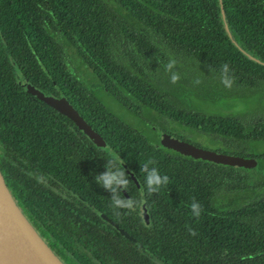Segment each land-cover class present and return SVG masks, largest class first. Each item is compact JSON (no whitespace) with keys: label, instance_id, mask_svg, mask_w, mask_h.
<instances>
[{"label":"trees","instance_id":"trees-1","mask_svg":"<svg viewBox=\"0 0 264 264\" xmlns=\"http://www.w3.org/2000/svg\"><path fill=\"white\" fill-rule=\"evenodd\" d=\"M222 3L235 41L264 62V0ZM12 27L16 35L26 29L31 41L38 31L41 86L53 88L55 81L61 94L63 46H69L70 102L106 142L104 150L96 148L43 102L36 114L16 104L8 122L0 123V171L50 249L57 248L67 264H264V152L248 155L257 160L253 169L183 156L119 120L97 95L104 90L135 115H171L178 124L192 125L229 145L239 142L243 149L264 141V118L251 128L238 111L204 117L172 107L175 100L179 108L186 105L175 89L188 82L195 91L201 88L196 96L218 103L211 93L217 84L212 78L222 81L225 63L232 85L253 88L254 97L259 86L264 89V66L232 44L218 0H0V32ZM170 61L175 64L167 70ZM204 68L211 74L208 80L195 72ZM78 72L92 80L86 83ZM173 73L179 76L175 83L168 77L159 80ZM220 92L229 101L246 97L235 91L230 95L225 86ZM113 157H119L129 181L121 197L127 200L126 192L137 208L140 193L130 173L144 190L148 226L131 208L113 206V192L97 182ZM145 164L169 178L156 192L148 191L147 173L141 170ZM193 198L201 205L198 217L191 208ZM95 210L143 248L124 239Z\"/></svg>","mask_w":264,"mask_h":264},{"label":"flooded vegetation","instance_id":"flooded-vegetation-1","mask_svg":"<svg viewBox=\"0 0 264 264\" xmlns=\"http://www.w3.org/2000/svg\"><path fill=\"white\" fill-rule=\"evenodd\" d=\"M15 32H16V30H14V27H12L10 29L7 28L5 30V34L0 32V123H1V125L6 124L9 120V118L12 117L14 106L16 104L21 105L24 108V110H28V108L31 107L33 109V112H34L33 114H36V111L40 105V102H43L44 104H46L45 101H43L39 98V96H37L35 94L33 95L32 93L28 92L27 87H29L31 89H35V91L37 93L43 94L44 96H46V98H49V97L52 98L53 97V98L63 99L66 103H68L73 108V106L70 102V94H69V77H70V73L72 70V68H71V55H70L69 46L66 45V43L63 46V60H64V71H65V90H64V93L61 94L60 89L58 88V85L55 81H52V87L53 88H51L47 84L41 86V83H40V57H39V50H38V31L36 29L33 31L32 41L30 40L26 29L23 28L21 30L22 34L20 32L19 35H16ZM23 32H25V33H23ZM59 46H61V44H59ZM25 85H27V86H25ZM216 85H218L220 87V89L222 86H225V84L222 85V84H218V83ZM216 85H214V87H216ZM192 88H193V86H192ZM192 88H187V96L185 97L183 94L184 89L181 86H179V87L177 86V89H175L176 96L179 99H184L187 106L184 105V106H180V108H179V107H177L178 102H176V100H175V103L172 104V107L174 108L173 110L176 111L178 109L179 110L183 109L185 111H189V112L191 111L192 113L197 112V114L203 115L204 117H207V115H211V113L210 114L209 113H207V114L206 113H200L192 107L191 102H190V95L192 93L195 95H196V93H198V91H195ZM225 88L227 89L226 86H225ZM47 89L49 91H46ZM52 89H54V90H52ZM220 89L217 92L216 91L213 92V94H215L216 99L218 96L222 95L220 92ZM259 89H260V91H258V92H259V94H261L264 89L261 86H259ZM229 91H231L230 95H233L232 91H235V92L239 93L241 97L250 96L251 93H254L253 88L236 87L235 84H233V85L231 84V86L229 87ZM259 94H258V96H259ZM170 99L171 100L173 99L172 94L170 95ZM53 110L55 112H57L55 109H53ZM222 110H223V112H220V111L212 112V114H225V113L229 114V112L226 109H222ZM75 111L78 113L77 110H75ZM57 113L59 115L64 116L63 114H61L59 112H57ZM245 113L238 114V118L245 123L246 127L249 125V127L253 128L260 119L264 118V109H262V110L250 109L249 111H246ZM64 117L67 120V128L70 129L72 126H71V124H69V122H72V121L68 117H66V116H64ZM159 117H160V121L159 120L156 121V120H154V118H151V121H153L152 122L153 125H155L156 123L158 125V122L161 124V122H162L161 120L163 118L169 117L170 120H166V121L169 125H171L170 127L173 128V129H170L171 131H173V133H177V131H178L177 127L191 128L194 131H196L197 134L204 135V136H207L209 138L215 139V143L218 142L220 145L224 144L223 146H226V147L232 146L233 148L236 149V151L238 153L244 152L246 154H258V153L252 152V150L249 149V147H251L252 145H245L244 149L241 146L242 144H240L239 142H235V143L231 142V144L229 145L227 143V140L217 139L216 137L211 136V133H204L203 131L198 130L197 128H195L192 125H189L187 123L178 124L172 118L171 115L160 114ZM159 117L156 116V118H159ZM82 119H83V117H82ZM83 120L86 122L85 119H83ZM173 120L175 121L174 123L176 124V127L171 124L172 122H170ZM163 121H164V119H163ZM74 126L77 128V126L75 124H74ZM174 128H176L177 130H174ZM159 131H160V134L158 135V142L157 143L161 147H163L160 143V135L167 133L166 135L169 134L170 137H172V136L166 130L159 129ZM85 136H87V135H85ZM177 139L180 140L179 138H177ZM89 140L91 141V143H93V141L90 138H89ZM184 142H186V141H184ZM94 146L98 149L104 150V148L97 147L95 144H94ZM242 149H243V151H242ZM169 150H171V149H169ZM247 150H250V152L247 153ZM222 154L234 155V154H229L226 152H223ZM235 156L241 157V155H238V154H236ZM186 157H188V156H186ZM243 158L253 159V161L255 162L254 167L245 168V169H253L257 166V160H255L254 158H252V157H243ZM195 160H198V159H195ZM202 161H207V160H202ZM207 162H211V161H207ZM222 165H224V164H222ZM227 166H229V165H227ZM239 168H244V167H239ZM127 174H128V172H127ZM130 174H128V175L131 177V179L134 182L138 192L140 193V201L137 203V208H136V205L134 203L131 210L133 212H137L141 216V218L144 222V225L148 226L150 224V217H149V213H148L147 208H146V201L144 199V190L141 189L140 185L138 184L137 180L134 178L133 174L132 173H130ZM123 193L126 196L127 200L131 199V197H129V195L126 192L123 191ZM142 199H144V201H145L144 209L141 208ZM95 212H97V214L101 217L102 213H100L97 210H95ZM102 215H104V214H102ZM104 216H106V215H104ZM102 220H104V219L102 218ZM114 224H116V223H114ZM113 228L118 232V230L115 227H113ZM119 228H121V227H119ZM123 231H125V230H123ZM127 234L130 235L129 233H127ZM123 238L126 239L125 237H123ZM126 240H128V239H126ZM128 241H130V242L141 247V245L139 243H137V241L134 238H133V241L132 240H128ZM141 248H143V247H141ZM51 249L53 250V253H55V254L57 253L56 255L58 257L60 256L59 258L61 259V261L64 264H67L66 259L63 258L60 254H58L59 251L57 250V248L54 247Z\"/></svg>","mask_w":264,"mask_h":264},{"label":"water","instance_id":"water-1","mask_svg":"<svg viewBox=\"0 0 264 264\" xmlns=\"http://www.w3.org/2000/svg\"><path fill=\"white\" fill-rule=\"evenodd\" d=\"M219 1L221 17L225 32L232 44L250 60L264 66V62L252 57L244 51L233 38L229 29L222 0ZM27 86V85H25ZM27 91L39 98L55 109L57 112L68 117L77 128L87 135L97 147H106V142L98 133L87 124L82 117L63 99L46 98L35 89L27 87ZM160 143L163 147L171 149L181 155L194 159H202L218 164L229 165L235 168H252L255 166L253 159L217 153L193 146L184 141H180L166 134L160 135ZM145 201L142 199L141 208L144 209ZM101 217L128 240L133 238L125 231L114 224L110 219L101 214ZM146 219V218H145ZM0 264H64L49 248L45 241L39 236L35 228L27 220L18 207L10 189L6 185L0 171Z\"/></svg>","mask_w":264,"mask_h":264},{"label":"rangeland","instance_id":"rangeland-1","mask_svg":"<svg viewBox=\"0 0 264 264\" xmlns=\"http://www.w3.org/2000/svg\"><path fill=\"white\" fill-rule=\"evenodd\" d=\"M193 65V62H189ZM72 68V65H71ZM196 73L200 74L203 80H208L207 77L210 76V73H207L208 71L204 69L201 70V72H198V70H195ZM182 77H184V73H181ZM78 75L80 77V79H83L84 81L87 82L86 79H91L92 80V76L87 75V77L82 74L81 72H78ZM197 75H195L196 77ZM171 78V76H167V75H163L159 78V80H164L166 78ZM215 80V82H217L218 84H222L221 79H218L217 77H213L212 80ZM200 83V81H199ZM187 87H183V94L186 97L187 96V88H192V86L194 85L192 82H188ZM226 86V85H225ZM227 89H229L228 86H226ZM194 89V88H192ZM198 89L201 90V88L198 86ZM198 89H196L198 91ZM209 89V88H208ZM220 89V87L218 85H216V87H211V93L213 92H217ZM200 95H202V92L199 93ZM209 94V93H208ZM97 95L101 98L102 104L108 108L110 111H113L117 116V118H119V120H122L123 122L129 124L133 129H135L136 131L140 132L144 137H146L149 141H151L152 143H154L155 145H157L158 143V135L160 134L159 129L162 130H166L168 131L172 137L174 138H179L181 141H186L187 143H190L193 146H196L198 148L204 149V150H208V151H214L217 153H229V154H234L237 152L235 148H233L232 146L230 147H226L223 145H220L218 142L215 143V139L213 138H209L207 136L204 135H200L197 134L196 131H194L191 128H181V127H177L178 131L177 133H173V131H171V128L166 120H170L169 117H165L161 120V124L158 122L155 125H153V121H151V118H154V120H159L160 121V117L156 118L155 115L153 114H143L141 112V114L135 115L134 113L128 111L127 109H125L124 107H121L117 104L116 101L113 100V97H111L109 94H107L104 90H102L101 92L97 93ZM205 95L204 97H198L195 94H191L190 95V102L192 107L197 110L200 113H212V112H223L222 109H226L229 113L234 111H238V113H244L245 111H249L252 107V109L254 108V105L257 104L258 102V106H260V110L264 109V90L261 94H259V96H246L245 98H235L234 96L229 100L223 98L224 96H218L217 97V101L216 102H212L211 98H208V96ZM257 97H258V101H257ZM223 100L225 102H223ZM231 103H235V106L230 108ZM187 106V105H186ZM190 108V107H189ZM226 114V113H225ZM172 122L171 124L173 126L176 127V124L174 123L175 121H170ZM174 130H177L176 128H174ZM167 134V133H166ZM169 135V134H168ZM176 138V139H177ZM249 149L252 150V152L254 153H261L264 152V141L262 142H257L255 145L253 144L251 147H249ZM250 150H247V153H249ZM249 154H246L244 152L241 153V157H249Z\"/></svg>","mask_w":264,"mask_h":264},{"label":"clouds","instance_id":"clouds-1","mask_svg":"<svg viewBox=\"0 0 264 264\" xmlns=\"http://www.w3.org/2000/svg\"><path fill=\"white\" fill-rule=\"evenodd\" d=\"M175 64V61H170L166 66L167 70H171ZM228 71V65L225 63L222 66V72L225 74L222 77V83L226 86L230 87L232 84V80L226 78V74ZM179 79L178 74L173 73L171 76V82L175 83ZM199 83V81H196ZM119 157H113V159L108 160V172L96 176L97 182L101 183L102 186L109 189L113 192V196L110 198L113 206L115 207H128L132 208L135 203L133 200H125L121 197L120 191L122 189H126L129 183L124 170L118 164ZM148 163H154V161H149ZM148 164L142 166L141 170L147 173L146 176V184L149 192H156L161 185H166L169 182V178L167 175L161 176L156 168H152L148 170ZM193 213L195 216L200 215L201 205L195 202L193 198V203L191 205ZM191 235H196V232L193 229H189Z\"/></svg>","mask_w":264,"mask_h":264}]
</instances>
